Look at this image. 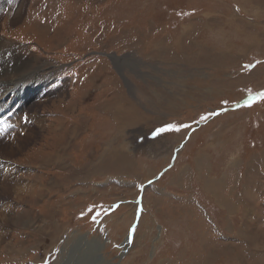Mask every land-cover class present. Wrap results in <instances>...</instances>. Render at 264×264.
<instances>
[{"label": "rangeland", "instance_id": "374dc122", "mask_svg": "<svg viewBox=\"0 0 264 264\" xmlns=\"http://www.w3.org/2000/svg\"><path fill=\"white\" fill-rule=\"evenodd\" d=\"M9 1L0 264H264V0Z\"/></svg>", "mask_w": 264, "mask_h": 264}, {"label": "bare ground", "instance_id": "6f19581e", "mask_svg": "<svg viewBox=\"0 0 264 264\" xmlns=\"http://www.w3.org/2000/svg\"><path fill=\"white\" fill-rule=\"evenodd\" d=\"M24 2V0H21V4ZM7 5H6V4ZM0 4L2 5H6V7H8V11L11 9L9 7H11L13 5L12 2H10L9 0H0ZM5 7V8H6ZM13 8V7H12ZM18 9V8H16ZM1 10V9H0ZM13 10V9H12ZM11 10V11H12ZM2 11V10H1ZM0 11V12H1ZM18 12H20L19 10H15L14 12H10L9 14L11 15L9 18L11 23L16 22V20H18L20 17V14L18 15ZM1 14V13H0ZM2 40L0 39V119L1 117L4 118L5 116H7V118L9 117V115L13 114V110H15V102L19 103L20 101L25 99V104L27 103V101L34 95V93H36L37 91H41V88L43 87L42 85H44L45 87V80H43V84L41 85V81L40 80H33V81H29V77L30 75L34 74L35 69L33 68V66L30 65L29 61L27 58H21V60L19 59L18 61H14L12 59V57H9V49L8 48H4L3 44H2ZM43 87V88H44ZM46 88V87H45ZM53 88H49L50 91H52ZM58 89V88H57ZM54 92V91H53ZM18 105V104H17ZM37 114V113H36ZM14 115V114H13ZM32 116V115H31ZM38 117V116H37ZM6 118V117H5ZM37 119V118H36ZM40 119V118H39ZM7 120V119H6ZM38 120V119H37ZM36 120V121H37ZM1 121V120H0ZM9 121V120H8ZM11 121V120H10ZM9 121V122H10ZM35 121V122H36ZM39 121V120H38ZM5 122V121H4ZM3 123V122H2ZM18 123V122H17ZM27 123V122H26ZM40 123L38 122V125L44 126L43 120H40ZM37 124V123H36ZM17 126V125H15ZM6 127H9V123H6ZM31 127V126H29ZM16 128V127H15ZM18 128V127H17ZM33 128V127H31ZM42 128V127H41ZM9 129V128H8ZM7 129V130H8ZM26 130V129H25ZM33 130V129H32ZM16 132V131H15ZM20 132V131H19ZM10 133V132H9ZM11 134V133H10ZM20 135V134H18ZM17 135V136H18ZM22 137V136H21ZM2 138V137H1ZM11 139V137L9 138ZM15 140V139H14ZM9 141V140H8ZM11 141V140H10ZM7 142V141H6ZM20 136L18 140H15V146L13 144H10L9 146H11L12 148L7 149V152L5 154L2 153V151L0 152V174L3 172V175L1 177V181H4L5 184H8L9 187L13 186L15 182L18 179L17 173H16V169L14 168L15 165V161H11L10 158L11 156H13V154L17 151V149H15V147H22L20 146ZM23 143V141H22ZM1 146V145H0ZM8 146V145H7ZM4 147V146H3ZM65 149V146H62L61 149V154H63V150ZM113 149V148H112ZM111 149V150H112ZM19 150V149H18ZM114 151V149H113ZM122 151V150H121ZM56 153L59 154V149H56ZM111 153V152H109ZM119 153V152H118ZM124 153V152H122ZM121 154V153H120ZM111 155V154H110ZM59 156V157H60ZM120 156V155H119ZM125 156V154H124ZM123 156V157H124ZM64 158V157H62ZM106 158V157H105ZM118 158V157H117ZM121 158V157H120ZM125 158V157H124ZM108 159V157H107ZM115 159V158H114ZM9 161H11V163H9ZM107 161V160H106ZM112 161V160H111ZM119 161V160H118ZM3 162V163H2ZM8 162V163H7ZM100 162V161H99ZM103 162V161H102ZM105 163V162H104ZM108 163V162H106ZM106 163L104 166H106ZM101 164V163H100ZM99 164V165H100ZM115 164V163H114ZM123 164V162H122ZM98 165V164H97ZM96 165V167H97ZM119 165V163H118ZM110 166V165H109ZM120 166V165H119ZM103 166H101L102 168ZM17 168V167H16ZM95 168V167H94ZM74 169V168H73ZM103 169V168H102ZM20 178V177H19ZM19 181V180H18ZM11 189V188H10ZM21 191V187H16L14 192L15 194L19 193ZM9 207L5 206V208H2V210L8 211ZM1 212V211H0ZM3 212V211H2ZM3 216V215H2ZM0 214V228L3 227V223L5 224L6 219L5 218H1L2 217ZM2 226V227H1ZM3 232V231H2ZM0 235H3V233H1ZM2 240H4L3 236L2 238H0V243L3 242ZM76 254V253H75ZM70 259V258H69ZM72 259V258H71ZM68 260V259H67ZM82 260V259H81ZM80 261V260H79ZM67 264V263H66ZM69 264V263H68Z\"/></svg>", "mask_w": 264, "mask_h": 264}, {"label": "snow or ice", "instance_id": "6c2138e0", "mask_svg": "<svg viewBox=\"0 0 264 264\" xmlns=\"http://www.w3.org/2000/svg\"><path fill=\"white\" fill-rule=\"evenodd\" d=\"M262 97H264V93L261 94ZM203 118V117H202ZM168 130H175V131H179V128L175 127V126H169ZM160 131H164V129H161Z\"/></svg>", "mask_w": 264, "mask_h": 264}]
</instances>
